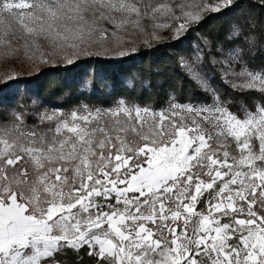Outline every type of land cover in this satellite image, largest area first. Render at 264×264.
Returning <instances> with one entry per match:
<instances>
[{
    "label": "snow or ice",
    "instance_id": "6c2138e0",
    "mask_svg": "<svg viewBox=\"0 0 264 264\" xmlns=\"http://www.w3.org/2000/svg\"><path fill=\"white\" fill-rule=\"evenodd\" d=\"M232 6L0 0V52L42 63L57 52L71 65L112 42L123 56L128 35L158 40L167 30L178 39L204 11ZM232 27L233 46L182 60L211 102L170 95L155 109L120 98L0 122V264H62L57 257L68 252L77 264L81 252L93 264H264V66L249 64L235 43L242 29ZM255 40L243 36L248 46ZM205 56L208 72L233 92L259 95L254 106L232 110L209 83Z\"/></svg>",
    "mask_w": 264,
    "mask_h": 264
},
{
    "label": "trees",
    "instance_id": "16d2710c",
    "mask_svg": "<svg viewBox=\"0 0 264 264\" xmlns=\"http://www.w3.org/2000/svg\"><path fill=\"white\" fill-rule=\"evenodd\" d=\"M234 24L242 29L235 43L245 47V59L256 68L264 66V8L259 6V0H234V6L204 16L178 39L167 38L139 47L119 58L89 56L72 65H60L0 86V122L8 120L13 112H25L31 117L29 111L33 102L64 111L80 105L107 107L120 98L155 109L166 107L170 95L181 102H211L190 78L182 60H192L199 50H203L202 55L215 54L219 44L233 46L227 38ZM249 34L256 37L251 46L243 43V36ZM209 59L205 56L204 68L209 83L221 90L224 99H231L232 110L237 111L241 104L254 106L259 95L233 92L220 82L218 74L213 77L208 72ZM13 85L16 88H12ZM80 255L83 257L80 264H93L84 252ZM57 258L62 264H77L78 261L72 252Z\"/></svg>",
    "mask_w": 264,
    "mask_h": 264
},
{
    "label": "rangeland",
    "instance_id": "374dc122",
    "mask_svg": "<svg viewBox=\"0 0 264 264\" xmlns=\"http://www.w3.org/2000/svg\"><path fill=\"white\" fill-rule=\"evenodd\" d=\"M210 13H214V12L204 11L202 13V15L204 17ZM192 25H194V24H192ZM128 31H129V33H132V29H129ZM158 34L161 37L158 40L157 39H151L150 37H145L142 33H139V32L128 35L125 37L126 43L122 45V48L124 50H126L129 54V53L133 52V51H131V49H133V48L136 50L139 47H144V46H148L151 44L153 45L154 43L165 41V40H167V38L168 39L175 38L173 33L171 31H167V30L159 32ZM182 34H184V33H182ZM182 34H181V36H182ZM145 39H148L149 43L146 44L144 42ZM19 43L22 45L23 41L21 40V41H19ZM119 50L120 49H118L115 46V44L112 42L104 43L103 45H98V46L94 45L91 49H89V51L93 53L92 55H86V54L81 53L80 55L74 57V63L80 59L87 58L89 56L119 58V57H122L118 54ZM45 51L46 52H52V49H45ZM192 61H193V59L190 61H187V62L191 63ZM60 65L69 66V64H67L64 61L63 57L60 54H58L57 52H52V54L48 57L47 63H42L39 61V59H37L35 57L30 59L24 55L23 51H21V53L18 57L9 58V59H4L3 53L0 52V86L5 85L6 81H9V83H11L14 80H16V79H12V77H17V78L33 77L35 75H38L43 70L54 68V67H57ZM12 88H16V86L13 85ZM81 106L82 105L76 106L73 109L79 108ZM92 108H94V107H92ZM73 109H71V110H73ZM45 110H47V111L59 110L61 112H70L71 111V110L64 111V110H60V109L45 108L42 105H40L39 103L33 102L31 107H30L29 114L32 116L33 114H35L37 112H43ZM11 118H12V114L8 120H10Z\"/></svg>",
    "mask_w": 264,
    "mask_h": 264
}]
</instances>
